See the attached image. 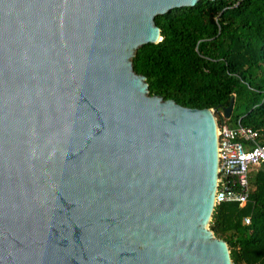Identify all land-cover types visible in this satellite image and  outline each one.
Listing matches in <instances>:
<instances>
[{
    "label": "water",
    "instance_id": "water-1",
    "mask_svg": "<svg viewBox=\"0 0 264 264\" xmlns=\"http://www.w3.org/2000/svg\"><path fill=\"white\" fill-rule=\"evenodd\" d=\"M199 1L0 0V264H232L209 230L215 110L132 67Z\"/></svg>",
    "mask_w": 264,
    "mask_h": 264
},
{
    "label": "trees",
    "instance_id": "trees-1",
    "mask_svg": "<svg viewBox=\"0 0 264 264\" xmlns=\"http://www.w3.org/2000/svg\"><path fill=\"white\" fill-rule=\"evenodd\" d=\"M154 21L161 41L140 47L132 59L149 95L214 109L218 124L264 134V0H200ZM249 187L242 207L221 204L209 223L227 244L232 264H264V163L250 171Z\"/></svg>",
    "mask_w": 264,
    "mask_h": 264
},
{
    "label": "built area",
    "instance_id": "built-area-1",
    "mask_svg": "<svg viewBox=\"0 0 264 264\" xmlns=\"http://www.w3.org/2000/svg\"><path fill=\"white\" fill-rule=\"evenodd\" d=\"M217 181L214 209L225 203L242 207L250 194L249 173L264 163V134L238 125L217 123ZM249 224V219H244Z\"/></svg>",
    "mask_w": 264,
    "mask_h": 264
}]
</instances>
